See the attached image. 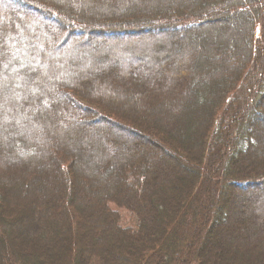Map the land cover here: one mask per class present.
Listing matches in <instances>:
<instances>
[{
    "label": "trees",
    "instance_id": "1",
    "mask_svg": "<svg viewBox=\"0 0 264 264\" xmlns=\"http://www.w3.org/2000/svg\"><path fill=\"white\" fill-rule=\"evenodd\" d=\"M259 25L264 0H0V264H264ZM144 28L187 74L100 68L92 34Z\"/></svg>",
    "mask_w": 264,
    "mask_h": 264
},
{
    "label": "rangeland",
    "instance_id": "2",
    "mask_svg": "<svg viewBox=\"0 0 264 264\" xmlns=\"http://www.w3.org/2000/svg\"><path fill=\"white\" fill-rule=\"evenodd\" d=\"M13 6H19V4L14 5L13 3H9V4H7L6 7H13ZM20 6L22 8H24L22 5H20ZM147 29L148 28H146L140 34L137 33V34H131L129 36H124L122 39H120L121 41H119L118 39H116L114 37L107 39L102 34H95V35L92 34L94 36V37H92V42H91L92 46L95 49H100L102 51V53H104L101 57L98 58V61L100 62V65H101L100 68L103 70H107V68H109L108 66H117L118 68L119 67H126V64L128 62H132L136 57L139 60L137 63H139V64L143 63L144 65L150 66L151 68H153L157 72V74L160 73L162 78H164L166 81L170 82L171 80L174 81V78L178 79L180 76L177 74L178 72H179V74H182V76L187 74L185 71L186 69L184 70L185 73L182 70L184 67V63L185 64H186V62L189 63L188 57H190V54H189L188 50L186 49V46L184 44H182L181 41H179L175 38L169 37L168 35H164L165 33H162L159 36L154 35L157 32L156 29L155 30H151V29L147 30ZM167 31H170V29H168ZM263 31H264V27L262 28V26L259 25L257 33L260 34ZM103 40H106V43H105L106 45H103L102 42H105ZM166 40H171V43L169 44L168 41H166ZM118 46H120V48ZM115 47H117V48H115ZM127 47H129V48L132 47L133 50H135V52L131 53V54H126L125 51H126ZM110 49L116 53L119 51V53L115 54L114 56H110L108 54V50H110ZM185 53H187V54H185ZM181 58H183V60L179 61V59H181ZM94 64L95 63H93V60L90 58L89 63L87 62L86 66H84V68L89 69L90 67H92L91 65H94ZM166 69H169L168 72ZM106 73H107V71H103L101 73H98V75L103 74V78L98 77V79L96 81L95 80H93V81L90 80V81L93 82L95 85L96 84L102 85L100 87H104L107 84V80H108ZM188 77H190V75ZM163 84H166V82L164 81ZM159 90L160 89L156 90L157 95L153 96L154 98L164 97L163 96L164 93L161 90L160 91ZM108 91L109 90L107 88V92ZM154 92H152V93H154ZM156 93H154V94H156ZM136 103L139 106H136L134 110L136 111V114L138 117L143 118V115L145 114V110L143 109V107H144L143 103L144 102L140 98H138V101H136ZM154 107L157 108L156 105ZM142 120L145 123H150V124L153 123L151 118L148 119L149 122L144 121V119H142ZM94 124L98 127H101L100 122H96ZM113 133H114L113 137L121 143V149L123 152H125L126 147H127V146H125V142H126V140H128L130 138V136L128 137L129 134H127L124 130H120V129H114ZM131 137H133V139H135L136 141L140 140L136 136H131ZM143 145H146L149 148H153V147H151V146H153L151 144V142H144ZM241 197H244V194H241ZM255 198L259 199L260 197L255 196ZM229 200H230V198H229ZM262 202H264V200ZM256 205H257V203H256ZM126 212L127 211L123 208L122 213H126ZM131 221H132L131 219L127 220V222H129V223H127V225L133 226L134 225L133 221H132V223H131ZM27 245H28L27 242H24L23 240H17L16 239L14 241L12 249L19 251L20 249H25L27 247ZM8 263H11V262H8Z\"/></svg>",
    "mask_w": 264,
    "mask_h": 264
}]
</instances>
